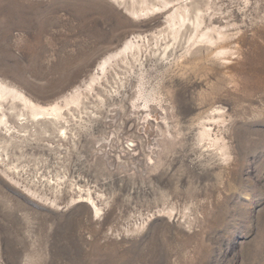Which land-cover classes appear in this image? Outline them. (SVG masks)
Wrapping results in <instances>:
<instances>
[{
    "label": "rangeland",
    "instance_id": "obj_1",
    "mask_svg": "<svg viewBox=\"0 0 264 264\" xmlns=\"http://www.w3.org/2000/svg\"><path fill=\"white\" fill-rule=\"evenodd\" d=\"M0 85V264H264V0H0Z\"/></svg>",
    "mask_w": 264,
    "mask_h": 264
},
{
    "label": "bare ground",
    "instance_id": "obj_2",
    "mask_svg": "<svg viewBox=\"0 0 264 264\" xmlns=\"http://www.w3.org/2000/svg\"><path fill=\"white\" fill-rule=\"evenodd\" d=\"M102 33V32H101ZM130 46V45H129ZM127 47H125V49H123L122 51H117V52H115V53H113V54H111L109 57H107V58H105V60L100 64V66H99V71L100 72H102V73H106L107 71H108V69L112 66V64L114 63V62H116V60L117 59H119L123 54H125L126 53V51L128 50V49H126ZM118 61V60H117ZM96 83V77L95 78H93L92 79V81L90 82V86L89 87H93L94 86V84ZM9 98H11L12 99V101H21L22 103H24V104H30V106H31V103L30 102H28V100L26 99V97L23 95V94H20V93H18L17 91H15V89L13 90V89H10L9 87H7V86H3V85H0V115L2 116V118L4 117V116H6L5 114H4V104H7V100L9 99ZM17 101V102H18ZM8 103H9V101H8ZM58 111L59 110H55L54 112H57L58 113ZM33 115H34V113H33ZM35 116H37V114L35 115ZM56 117V116H55ZM8 124V122L7 121H5V120H3V119H1L0 120V126L1 125H7ZM207 132V131H206ZM210 132V131H209ZM208 132V133H209ZM204 133V132H203ZM210 134V133H209ZM204 135V134H203ZM202 135V136H203ZM208 134H206L205 133V139H207V136ZM210 136V135H209ZM202 138V137H201ZM216 140V139H215ZM218 144V143H217ZM95 208H97V207H95ZM94 209V208H93ZM95 210V209H94ZM98 212V211H97Z\"/></svg>",
    "mask_w": 264,
    "mask_h": 264
}]
</instances>
